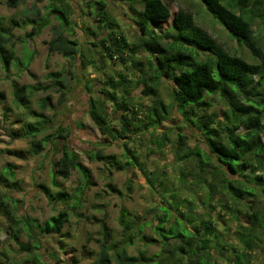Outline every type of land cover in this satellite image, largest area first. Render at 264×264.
<instances>
[{
    "label": "clouds",
    "instance_id": "1",
    "mask_svg": "<svg viewBox=\"0 0 264 264\" xmlns=\"http://www.w3.org/2000/svg\"><path fill=\"white\" fill-rule=\"evenodd\" d=\"M0 264H264V0H0Z\"/></svg>",
    "mask_w": 264,
    "mask_h": 264
},
{
    "label": "rangeland",
    "instance_id": "2",
    "mask_svg": "<svg viewBox=\"0 0 264 264\" xmlns=\"http://www.w3.org/2000/svg\"><path fill=\"white\" fill-rule=\"evenodd\" d=\"M206 23H207L208 26H209V30H210V31L213 30V23H212V21H206Z\"/></svg>",
    "mask_w": 264,
    "mask_h": 264
}]
</instances>
